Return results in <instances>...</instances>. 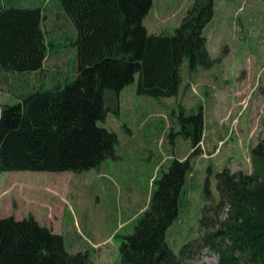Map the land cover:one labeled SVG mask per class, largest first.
I'll list each match as a JSON object with an SVG mask.
<instances>
[{
	"label": "trees",
	"instance_id": "trees-1",
	"mask_svg": "<svg viewBox=\"0 0 264 264\" xmlns=\"http://www.w3.org/2000/svg\"><path fill=\"white\" fill-rule=\"evenodd\" d=\"M173 33H150L144 26L153 0H59L77 31V75L54 88L28 92L0 111V173H83L116 158L119 140L99 123L110 112L105 94H120L136 81V94L175 98L183 86L182 68L190 72L215 66L205 28L214 18L215 0H203ZM43 6L0 4V70L37 73L44 68L50 42ZM201 113L192 147L201 141ZM184 117L182 116V119ZM193 153L173 159L155 180L147 208L133 234L120 246L121 264H184L182 256L207 246L219 264H264V139L252 149V172L215 174L218 201L207 178L200 237L177 255L166 236L179 214V202ZM220 209H228L226 219ZM0 264H93L88 251L70 253L64 237L31 215L0 219Z\"/></svg>",
	"mask_w": 264,
	"mask_h": 264
},
{
	"label": "rangeland",
	"instance_id": "rangeland-1",
	"mask_svg": "<svg viewBox=\"0 0 264 264\" xmlns=\"http://www.w3.org/2000/svg\"><path fill=\"white\" fill-rule=\"evenodd\" d=\"M196 1L153 0L144 26L152 34L173 33ZM0 4L46 9L44 29L52 58L42 73L0 70L1 111L6 105L17 104L28 92L40 87L51 89L76 77L77 50L73 43L77 31L63 14L59 0H0ZM204 35L215 66L190 72L184 65L178 97L138 96L136 81L122 96L106 92L105 104L110 112L99 126L118 137L115 159L78 174H26V183L38 180L44 187L34 191L24 185L26 196L39 201L40 207L31 208L44 215L52 208L66 213L52 226L55 234L64 237L68 252L88 251L93 264H121L120 246L133 234L137 219L148 206L156 189L155 180L162 178L173 159H185L193 153L179 214L166 236L169 247L180 255L185 245L200 237L207 178L218 201L217 172L225 168L233 173L252 172L251 151L264 139V0H215L214 18ZM200 113L201 141L193 148L196 123L191 118ZM12 175L0 173L5 188ZM46 184L50 192H46ZM17 194L19 202L30 207L23 200L26 198L21 200ZM5 196L1 211L10 208V196ZM114 205L118 215L110 216ZM72 211L85 234L82 238L75 235L79 225L75 216H70ZM219 212L222 219L227 218L228 209ZM96 237L109 240L94 248L89 240L97 242ZM201 244L185 252L184 264H219V253Z\"/></svg>",
	"mask_w": 264,
	"mask_h": 264
},
{
	"label": "crops",
	"instance_id": "crops-1",
	"mask_svg": "<svg viewBox=\"0 0 264 264\" xmlns=\"http://www.w3.org/2000/svg\"><path fill=\"white\" fill-rule=\"evenodd\" d=\"M43 26H44V23H43ZM51 59H52L51 54L49 53L43 70L41 72H37V73H42L44 71V69H46L48 64L51 63ZM125 90H126V88L120 93L121 96L124 94ZM135 92H136V88H135ZM24 95H22L20 97H23ZM29 173H30L29 171L12 172L13 175L8 180V185H9L8 188H5V185H7V184H5L6 181H3L2 179H0V207H1V204L4 200V197H6L5 195L9 194L10 200H11L10 208L8 211H6V209L1 211V209H0V219L13 217L17 221H22V220H24V219H26L32 215L36 219V221H38L42 226H46V227L50 228L51 230H53V232H54V228L52 225L54 223H56L57 221H59L58 220L59 218H60V220H61V218H65L66 213L58 212L54 208H52L51 211H47L46 215H44L43 211H41L37 208H31L33 205H35L36 207H40V205L38 204L39 201L37 199H30L28 196H26V194L24 192V187L27 185V187H29L31 189H35L34 191L39 190V188H41L43 190L44 187H43V184H41V185L39 184L38 180H36L35 182L31 180V182L26 183V179L29 178L26 174H29ZM45 190H46V192H50L49 191V184L45 185ZM17 192L20 193L21 200L23 198H26L23 200L26 203V205L30 206V207H26L24 204H22L23 201H20L22 203L19 202V196H18ZM117 212H118L117 207L115 208V205H114V208L111 210L110 216L111 215H118ZM56 214H58V215H56ZM70 216L71 217L75 216L73 211L70 214ZM75 220H76V224L79 225L78 224L79 222H78L76 216H75ZM75 235L80 237V238L85 236L80 225L78 226L77 230L75 231ZM96 239H97V242H92L91 240H89L91 245L94 248H99L100 246H103V244H105L109 240V239L103 240L102 238L99 239L98 237H96Z\"/></svg>",
	"mask_w": 264,
	"mask_h": 264
}]
</instances>
